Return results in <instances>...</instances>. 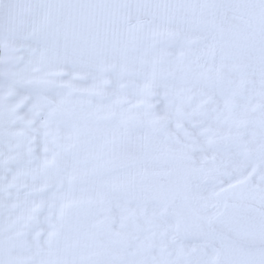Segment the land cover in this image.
Instances as JSON below:
<instances>
[{
  "label": "snow or ice",
  "instance_id": "1",
  "mask_svg": "<svg viewBox=\"0 0 264 264\" xmlns=\"http://www.w3.org/2000/svg\"><path fill=\"white\" fill-rule=\"evenodd\" d=\"M0 264H264V0H0Z\"/></svg>",
  "mask_w": 264,
  "mask_h": 264
}]
</instances>
